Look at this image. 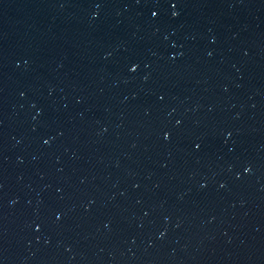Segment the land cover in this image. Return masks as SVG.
I'll use <instances>...</instances> for the list:
<instances>
[{
  "label": "water",
  "instance_id": "obj_1",
  "mask_svg": "<svg viewBox=\"0 0 264 264\" xmlns=\"http://www.w3.org/2000/svg\"><path fill=\"white\" fill-rule=\"evenodd\" d=\"M0 264H264V0H0Z\"/></svg>",
  "mask_w": 264,
  "mask_h": 264
}]
</instances>
